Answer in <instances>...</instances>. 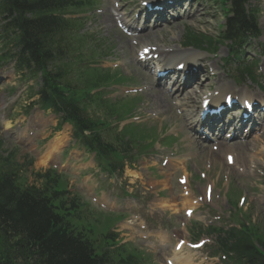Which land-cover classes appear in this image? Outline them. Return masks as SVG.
Instances as JSON below:
<instances>
[{"label": "rangeland", "instance_id": "obj_1", "mask_svg": "<svg viewBox=\"0 0 264 264\" xmlns=\"http://www.w3.org/2000/svg\"><path fill=\"white\" fill-rule=\"evenodd\" d=\"M109 1L111 5L113 6L112 0H109ZM117 2L123 7V3H122L123 1L117 0ZM208 9L209 10L204 11V13H202V10L199 11L200 13L197 16L196 20L194 22L191 21L189 24L196 31L206 33L207 36L210 35V36L216 37L219 31L217 28L220 25V22L222 21V17L217 7L214 9L212 8H208ZM260 10H261V14L259 17V22L263 30V33L261 36L264 37V1L260 4ZM93 14L98 15V16H94V18L92 17L91 21H86L85 24L83 25V28L78 30V34H81V35L86 34L88 36H93V37H88V39L92 40V43L87 41L86 46H89L92 48L95 47V50H97L98 52L105 51L107 48H109V44H110L113 48L111 50L113 51L112 52L113 57L110 58V62L121 64L120 66L121 68L119 69L121 72L119 73L120 75L116 74V79L126 82V83L123 82V85L121 86L111 87L109 90H115V91L109 94V98L116 99V98L121 97L122 95H128L126 93H129L132 99H135L136 96H133L135 87L143 86V84H149V79L146 75L141 74L140 71L136 69L135 62L132 59V56H133L132 48L133 47L123 36L120 35L121 31L119 29H116L117 32L114 31V27H111L110 23L108 26L106 21H104L103 19V14H97L95 13V11L93 12ZM78 16H81V15H73V17H78ZM184 25H186L185 21L179 22L175 26L173 25L168 26L163 30L161 29L155 30L154 34H152L149 37L142 38L139 41H141V43H145L144 46H148V47H163L165 45L170 47L171 45L175 44V42L179 41V39L181 38V35L183 34V31H184V28H183ZM67 39L68 40L63 39L64 42L69 41V36ZM97 43H100L98 47H96ZM70 44L73 45L72 42ZM73 47H74L73 51L75 52L68 53V58L65 61L68 66L61 65V67L63 68L70 67L73 73V77L76 79L78 67L76 66L74 61L71 59V56H72L71 54L81 52L82 55H85V54H88V50H86L87 47H84L83 49H81V47L75 44L73 45ZM221 49L222 50L218 54V57L210 58L208 60L213 66V68H217L219 66L220 58L225 57V53L227 51L226 47H222ZM262 57L263 58L257 67L258 69L257 74L260 76V78L262 77L264 79V55ZM11 67L12 65L10 63L9 64L4 63V64H1L0 66V82H2L1 83L2 86L0 87V107L2 105L7 106L4 112H3V107H2V110L0 113V145L3 144L1 146L2 153L0 152V166H1V169H10L13 172H15L16 176H18L21 180L18 183L21 184L22 186L28 185V186H35V188H38L41 185L43 180L37 179L36 175L44 174L46 172L52 173L53 171L49 170L47 167L42 166L41 161L32 156L34 152L32 151L31 148L26 149L21 143L15 144L12 141V139H15L19 136L26 135L28 131L27 126L29 124L25 123L24 128H23L25 129L24 133L18 134L17 126L13 125V126L7 127L6 123L4 122V120L6 119L5 116L8 115L9 113L13 115V118H15V122H18L19 119L17 118L22 117L21 112L19 111L20 107L22 108L24 106L23 109H25L26 106L28 105V102L23 104L25 101V98H22L21 100L19 99L18 90L14 92L13 90L14 84L8 85L10 80L12 79V77L10 78L11 72L8 71L11 69ZM67 73H69V70L67 71ZM85 77L89 78V81L85 79V82L88 81V85L86 88H82L81 85L77 83L78 84L77 88H79L78 99L81 100V103H82V100H84L83 95H85L86 93H89L91 90H93L95 87L99 85L94 80L93 73H88L86 74ZM90 81H91V84H90ZM216 82H221V77L215 76L210 81V84L206 86V88L202 92H205V90L209 86H211L213 83H216ZM29 83H31L30 80H29ZM225 83L229 84V86H232V87L234 86L233 83L229 80H226ZM218 85L219 83L214 84L213 86L215 87ZM245 85H247L246 81H245ZM90 87H93V88H90ZM155 92L157 91L153 90L152 88L149 91L147 90L143 94L141 93L142 95L140 94L137 96V97H140L139 99H141L142 101L138 107L135 106L137 107L135 109V114L133 115L135 119H133L132 121L136 123L134 126H132V128L129 129L128 136L135 141L136 140H146L147 142L149 140L154 139L155 130H157L158 126L159 127L161 126L160 127L161 130H159V136L162 133L163 134L162 136H165V137H161L162 139L160 143L163 146L167 147L170 144V142L173 140L172 138H169V137L170 135H172V133H174L177 137H179L178 141H180V143L175 144L172 150L176 151L177 154H180V156L182 155L183 157L188 155L187 156L188 160L187 161L182 160V161H185V166L183 162V164H181V166L179 167L180 169H178L179 171L177 173L175 174L165 173V175H163V177H166V179H168V181L171 182L173 189L170 190L169 192L166 191L167 188L170 189V186H168V182L164 186H161L158 184V182L155 184L153 182H150L149 180L144 179L146 174H150V171H154V168L149 167V165H146L144 167V165H140V163L138 162L135 166L134 171L126 172L125 176L129 178V183H132L135 186V188L137 189V194L140 197V200H138V202L133 204V212H137L138 214L142 216V218H145V219L148 218V227L151 230L155 229L156 231H158V229H163L162 232L164 233L165 237L168 239L169 238L171 239L172 233H175L177 236L178 235L180 236L183 233L182 231L183 229L185 231H188V229L192 227V223H189V222L186 223V228L181 229L179 232L177 230L178 223L180 221V218L178 215V211H179L178 199H179L180 193L178 191V187H177L178 185H176L175 183V177L179 175V172L182 171L183 173L187 165L188 168L191 170L188 172H190L191 175H193V178L190 179L188 182V186H190L192 193H194L195 195H198V194L201 195L207 184H210V185L214 184L215 187H213V190H212L213 202L218 205L217 211L222 212L224 217H227V214L230 210L229 208L232 207L233 203L236 201V197H232L231 195L241 190L242 194L246 195V199L244 201V204L241 206V208L245 213L249 214V217H247V221H249L250 225L253 226L254 229L256 228L255 230L257 234L259 233L261 235H264V141L256 142L254 144L259 154L254 155V157L257 156V158L254 159L255 168H253V173L251 177L236 176V175L233 176L232 173L228 174V171L226 173H222L225 168L223 161L219 160L215 156L212 157L211 155L208 154L210 151L207 150V148H209L210 146L202 147L198 145L196 141L192 140L188 136L186 126L184 125V121L182 119V115L187 114L188 116H190L192 114V112L194 111L193 102L189 103V100H184L182 97H180L181 100L177 99V100L172 101L174 104H177V106H174L171 103V101L166 99L165 96L161 95V96L151 97V96H154L151 94H157ZM95 93L96 92L89 94V95H93ZM201 93H199L198 91L195 97L198 98V96ZM100 99L103 101L102 97ZM146 100L149 105L160 108V111L162 114L159 115L160 121L158 120L159 122L157 124H156L157 116H154V117L150 116L149 114L152 111L144 105ZM134 101L135 100H132L133 103ZM136 102L135 104L137 105ZM99 104L101 103L93 102L91 105H89V103L86 102L85 106L88 108L87 110L92 113V114L90 113L89 114L94 119H97L98 117V119L100 120L103 119L104 121L108 123L109 121H114L115 119V118L111 119L110 116H113L114 114H116L118 118H121V117L123 118L126 116V113L128 111L127 106L125 107L124 103L120 105L117 104L115 107H113L114 105L113 106L111 105L109 109V117L106 118L105 116L101 115L100 110H97L98 108H100ZM107 107L109 108V104L105 103L104 108H107ZM28 115H29L28 121H30L31 124H35V120H33V118H38L40 121L45 120V119L50 120V116L43 117L41 113L34 111V110L28 113ZM140 115H143L142 119L139 118ZM50 121H51V124H49V122H46L44 126H42L43 130L41 133L42 135L40 136L41 140H44V139L46 140V135L49 131V128L54 126V121L52 120ZM122 125L123 124H119L117 126V129L121 130ZM63 129L70 131L69 126H64ZM110 129L111 128H109V131ZM127 129L128 127L124 128V130H127ZM114 132H119V131H116L114 129ZM68 133L64 134L65 137H63L62 139L60 138L58 142L56 141L57 140L56 138L58 136H62V134H59L58 136L53 138L55 140V143L57 142L56 144L59 148H66L68 146L67 144L68 140L65 141L68 138ZM111 137H112V134L110 135V138ZM162 145H158L156 143L155 148L158 149L159 153L162 151H164L163 153H168L166 152V150H169V149L163 147ZM249 147L254 149L253 146H249ZM186 148H187V151H186ZM26 154H29L33 158V163L31 165H29V161H27V159H25L24 157V155ZM4 157H6L7 160ZM151 159L152 158H148L147 161L149 163H153L151 164V166H155L156 168H158V170H160V168L158 167L159 160L158 159L156 160L154 158V161H152ZM205 161L207 162L210 161L211 167L206 170L205 177L202 178L203 179L202 181L195 175L197 174L195 172L197 168L201 171H204V169L206 168ZM161 169L164 171H167L163 167ZM223 174L226 177L225 181H222ZM57 176L60 178L61 182H64V180L66 179L62 175L60 176L57 175ZM68 177H69L68 180L67 179L66 180L68 181L69 186L73 185L75 189L86 192L85 190L76 187V181H77L76 177L74 176H68ZM148 184H153V185L155 184L156 190L154 191H156V193L158 192L157 191L158 186H161L162 191L167 193L169 196L174 194L175 200L172 201L173 204H170L169 207H166L163 210L152 208V206L149 207L148 205H150L151 203L150 201L153 199V196H151L150 192L146 191L145 189V187L148 186ZM161 184H163V181ZM91 185H93V183H91ZM196 186L199 187L198 190H195ZM100 187L103 189H107L109 185H107L106 182H101ZM109 190H110V187H109ZM230 196L231 198L229 199L233 203H228V201L227 202L223 201L226 197H230ZM254 196H259L262 200V203L255 204ZM97 208L99 209V207ZM83 212L86 217L94 216L97 219H100V220L102 219V214L99 213L97 209L94 210L91 206L90 208H87L86 211H83ZM245 213H243V215ZM80 218H83V216ZM196 218L197 217H195V219ZM90 220H88L87 224L88 223L90 224L91 230L92 231L97 230L98 226L95 225ZM119 225L120 224H118V226ZM156 235L157 234H155L154 237L150 238V240L155 242V244H157ZM95 236H97V233L95 234ZM120 238H123V243L132 242L134 243L135 246H138L137 244H139V243L136 244L137 239L134 234V230H131V236L126 233H123L120 235ZM117 244L118 242L116 243V246ZM125 246L126 247L124 248V245L122 243L118 244V247L122 248L125 252L128 253L130 251L129 250L130 245H125ZM138 249L141 250L140 248ZM145 252L149 254L148 257L152 261H156L157 264H162L161 262V256L163 254L162 251L161 253H157L154 255L149 253L148 250Z\"/></svg>", "mask_w": 264, "mask_h": 264}, {"label": "trees", "instance_id": "obj_2", "mask_svg": "<svg viewBox=\"0 0 264 264\" xmlns=\"http://www.w3.org/2000/svg\"><path fill=\"white\" fill-rule=\"evenodd\" d=\"M219 1L222 6L227 2L232 15L227 20L228 33L224 39L235 36L238 40L240 30L256 29L254 11H245L247 0ZM71 4L68 0H0V14L7 21L0 34V51L3 56L16 60L19 71L40 72L42 105L53 107L61 114V121L72 123L75 135L89 129L92 134L89 143L106 154L112 147L94 133L97 126L64 95L69 85H64L62 73L58 69L50 70L52 63L65 53L64 47L54 40L67 27L62 14ZM188 39L196 45L213 43L205 36ZM14 174L0 166V264L110 263L107 251L96 244L82 223H77L75 198L59 191L55 181L50 179L35 188L22 186ZM231 237L238 241L235 246L241 248L249 264L260 259L254 250L247 249L245 236ZM260 244L264 253V240Z\"/></svg>", "mask_w": 264, "mask_h": 264}, {"label": "bare ground", "instance_id": "obj_3", "mask_svg": "<svg viewBox=\"0 0 264 264\" xmlns=\"http://www.w3.org/2000/svg\"><path fill=\"white\" fill-rule=\"evenodd\" d=\"M176 3H177V1H174V2H173V5L175 4L174 7L177 6ZM164 10H165V11H162V13L160 14V16H161L160 18H161V19H166L168 16H170L169 9L164 7ZM165 14H167V15L165 16ZM106 17H107V16H106ZM106 21H107V22H109V21L111 22V20H110L108 17H107ZM138 29H139V30H142L140 27H138ZM143 38H145V35H143ZM136 39H138V38H136ZM199 82H202V81H200V80L197 81V84H198ZM182 86H184V85L182 84L181 87H182ZM185 88H186V87H184V89H185ZM238 157H239V156H237V159H238ZM175 256H176V259L178 260V264H183V263H182V260H181V254H180V252L177 253V255H175Z\"/></svg>", "mask_w": 264, "mask_h": 264}]
</instances>
